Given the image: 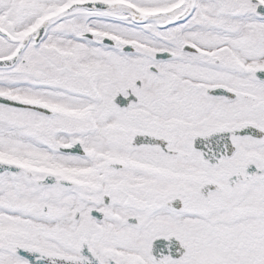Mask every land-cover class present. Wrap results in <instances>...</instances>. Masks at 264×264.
Instances as JSON below:
<instances>
[{"label": "snow or ice", "instance_id": "1", "mask_svg": "<svg viewBox=\"0 0 264 264\" xmlns=\"http://www.w3.org/2000/svg\"><path fill=\"white\" fill-rule=\"evenodd\" d=\"M0 264H264V0H0Z\"/></svg>", "mask_w": 264, "mask_h": 264}]
</instances>
